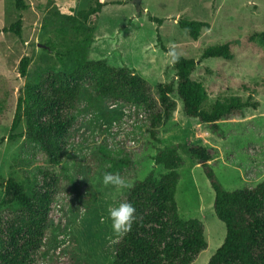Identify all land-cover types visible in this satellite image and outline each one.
I'll return each instance as SVG.
<instances>
[{"label": "rangeland", "instance_id": "374dc122", "mask_svg": "<svg viewBox=\"0 0 264 264\" xmlns=\"http://www.w3.org/2000/svg\"><path fill=\"white\" fill-rule=\"evenodd\" d=\"M24 1L27 9L17 11L14 0H0V186L13 179L29 195L34 191L55 195L45 244L35 264H110L115 243L106 238L112 235L107 209L125 202L128 189L106 187L103 176L118 173L132 185L150 173L158 178L167 171L153 158L163 148L204 147L217 181L228 191L264 182V46L255 37L264 31V0H142L141 14L133 0ZM98 3L103 6L94 24L79 16ZM148 13L163 19V24L149 21ZM20 17L21 36L3 31ZM181 18L207 23L197 41L178 26ZM159 38L167 48L175 45L181 56L197 61L192 79L205 86L208 105L230 96H251L258 108L248 109L244 118L220 122L214 132L186 117L175 93L172 118L151 131L144 124L146 114L100 100L86 87L70 129L68 151L58 167L28 137L25 117L12 131L25 85L49 69L60 70V56L69 62L84 48L91 59L133 69L157 96L159 84L175 80ZM225 43L231 46L232 60L201 58L207 47ZM25 56L31 63L21 77L19 64ZM101 148L107 149V157ZM180 156L178 212L183 219L203 223L207 249L192 264H208L224 242L226 227L215 215V194L204 169L187 154ZM17 205L12 193L0 187V211Z\"/></svg>", "mask_w": 264, "mask_h": 264}, {"label": "trees", "instance_id": "16d2710c", "mask_svg": "<svg viewBox=\"0 0 264 264\" xmlns=\"http://www.w3.org/2000/svg\"><path fill=\"white\" fill-rule=\"evenodd\" d=\"M14 1L17 11L27 9L24 0ZM102 6L98 3L80 11L79 16L94 24ZM148 19L159 27L164 22L150 13ZM177 24L194 41L207 26L205 22L183 18ZM3 31L21 36V17ZM255 37L264 46V31ZM158 41L160 49L167 53L169 48L160 38ZM70 58L65 62L60 56V70L49 69L25 85L11 127L12 131L16 130L25 117L28 137L40 145L53 166H62L64 162L70 129L86 87L100 100L120 102L135 108L137 113L146 114L144 124L151 131L158 130L172 118L177 109L172 97L175 93L182 103L183 114L208 125L214 132L220 129V122L244 118L248 109L259 106L251 96L247 99L230 96L208 105L205 86L192 79L197 65L195 59L181 56L178 63H171L175 80L159 84L154 96L149 83L131 68L111 67L104 60L91 59L85 48ZM201 58L232 60L234 54L230 44L225 43L207 47ZM30 63L28 56L21 59V77L27 75ZM106 152V148H101V153L107 157ZM180 152L204 169L215 194V215L226 227L224 242L208 264H264V182L251 189L228 191L217 181L206 149L182 144L163 148L155 154L153 160L164 167L165 174L157 178L150 173L128 189L125 202L135 207L138 219L132 230L115 243L110 264H192L207 249L203 223L198 219H183L178 212V169L183 165ZM0 187L12 193L18 204L0 211V264H35L45 244L55 195L41 191L29 195L24 185L13 179Z\"/></svg>", "mask_w": 264, "mask_h": 264}, {"label": "clouds", "instance_id": "9594fccd", "mask_svg": "<svg viewBox=\"0 0 264 264\" xmlns=\"http://www.w3.org/2000/svg\"><path fill=\"white\" fill-rule=\"evenodd\" d=\"M167 56L172 64L178 63L181 58V53L175 45H170ZM103 184L112 186L117 190L130 189L133 185L123 178L120 174L106 172L103 176ZM108 217L111 220L112 235L106 237L109 243H117L131 230L133 224L137 221L135 207L129 202H120L118 205L109 206L107 209ZM104 222V217H101V223Z\"/></svg>", "mask_w": 264, "mask_h": 264}, {"label": "water", "instance_id": "95a60500", "mask_svg": "<svg viewBox=\"0 0 264 264\" xmlns=\"http://www.w3.org/2000/svg\"><path fill=\"white\" fill-rule=\"evenodd\" d=\"M133 2L135 3V5L137 7L138 14L143 13L144 11L141 8V2H142V0H133Z\"/></svg>", "mask_w": 264, "mask_h": 264}, {"label": "crops", "instance_id": "0c3cea01", "mask_svg": "<svg viewBox=\"0 0 264 264\" xmlns=\"http://www.w3.org/2000/svg\"><path fill=\"white\" fill-rule=\"evenodd\" d=\"M141 5H142V2H141ZM143 11H144V10H143ZM144 12H145V11H144ZM144 12H143V13H144ZM100 13H101V12H100ZM140 14H141V13H140ZM99 15H100V14H99ZM98 17H99V16H98Z\"/></svg>", "mask_w": 264, "mask_h": 264}, {"label": "built area", "instance_id": "2783aa9c", "mask_svg": "<svg viewBox=\"0 0 264 264\" xmlns=\"http://www.w3.org/2000/svg\"><path fill=\"white\" fill-rule=\"evenodd\" d=\"M141 117H142V115H141Z\"/></svg>", "mask_w": 264, "mask_h": 264}]
</instances>
